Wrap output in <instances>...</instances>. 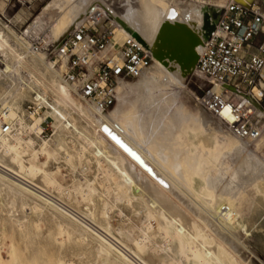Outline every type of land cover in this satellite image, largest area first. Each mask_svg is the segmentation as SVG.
Segmentation results:
<instances>
[{
	"label": "bare ground",
	"instance_id": "1",
	"mask_svg": "<svg viewBox=\"0 0 264 264\" xmlns=\"http://www.w3.org/2000/svg\"><path fill=\"white\" fill-rule=\"evenodd\" d=\"M236 1L248 4L254 0ZM124 2L125 4L121 5L124 7V11L117 15L108 7L110 4L107 6V3L99 0L50 1V4L47 3V7L41 13L45 14L54 8H59L65 15L66 12L68 13L67 10H70V16L65 18L66 23L61 27L58 26L60 25L59 20L57 22L55 20L53 31L52 28L48 30L45 41L56 45L75 25L82 22L94 4L102 5L107 16L116 23L112 28L116 41L120 42L126 35L133 33L154 52L152 64L142 72L139 80H137V85L142 90L143 95L152 91L157 93V90L172 87V85L183 89V83L192 73L203 42L205 22L212 23L211 9L207 8L204 11V4L194 1H178L176 5L172 6L164 0H144L141 1L139 7H136L131 0H124ZM61 19L65 20L64 17ZM44 26L43 18L36 16L19 37L14 35L13 40L8 34L13 32L8 25L4 26L7 33L0 29V51L13 60L14 71L17 76L10 82L11 85L16 86L14 95H25V91H33V87H36L38 91L34 94H37L38 99L45 105L44 117L51 118L52 121L49 122V125L53 129V135L47 140H41L39 149H32L28 159L23 160L17 169L10 166L7 160L16 164L23 151L16 150L12 145V133L0 136L1 190L15 202H18L21 208H29L28 210L38 216H45L46 213L51 212V215L54 214L60 218L64 226H59V228L90 247L98 259L96 261L98 263L100 261L102 264H149L139 254V251L146 243L150 244L153 240L160 239V242L167 244L169 252L176 251L185 254L191 264H239L243 256L240 242L232 241L224 232L225 229L224 231L221 229L220 221L222 220L218 215L222 214V218H225L227 217L226 213H233L227 210L228 208L225 206L231 208L230 203L247 182L243 181L239 184V178L224 179L220 175L207 177L203 189L212 202L210 205H212L213 211L207 210L210 212L207 213V216L211 222L206 220L203 222L204 225L200 227L198 223L203 224L201 220L198 222L201 217V207L195 203V196L192 195L193 198L190 195L191 186L182 178V166L186 164L184 153L177 150L179 151L177 152L178 155L172 158L156 156L157 159L159 158L157 160L152 158L148 150V148L157 147L158 154L161 151L163 153L168 148L167 144L170 143V140H157V136L168 134L165 130H160V132L155 129L156 120H154L153 115H157L158 108L154 104L160 103V100L157 101V98H149V95H144L148 104L147 107H143L148 112L147 117L139 119V115L134 116L135 119L131 124L122 129L118 117L112 113H107L114 104L103 113H98L92 106L80 101L88 108L84 110L81 108L82 106L77 105L71 96L73 94L72 87L65 83L63 85L54 78L50 82L54 86L55 92H51L40 82L41 80L39 81L31 72H28L24 66L28 63L39 75L45 76L36 67L35 61L27 59L29 55L38 57L39 60L42 58V63L47 68L44 54H29V41L24 38L25 35L29 34L39 36ZM106 55L107 52L103 51L98 56L104 58ZM149 74H155L156 78L152 79ZM2 76L8 77L5 74ZM120 84L116 88L117 98ZM68 89H71V95ZM175 95L177 96L176 92ZM0 106V113H2L1 110H5L4 118L10 120L13 129L19 120L15 106L9 102L5 94L0 97ZM74 115L90 122L94 128H92L93 131L88 130V124L79 125ZM30 116L33 117V115ZM199 118L203 125L209 122L206 115L200 114ZM174 130L175 126L171 128V131L169 130L167 136L174 135ZM98 133H101L111 146L103 141ZM68 141H77L83 144V150L91 157L88 164L103 176V184L108 187L106 190L114 194L115 201L126 205L132 214L139 217V224L135 226L136 233L131 227L125 231L127 242H123L115 236L108 221L104 219L103 224L99 222L98 214L95 212L96 201L94 199H89L91 207H87L84 211L77 210L26 176L24 161L33 166V174L37 176L49 160L50 156L47 153L49 144L52 142L56 147H65ZM238 142L241 141L238 140ZM240 147L243 148L244 145ZM256 151H259V147L253 145V152ZM40 157L43 158L41 163L38 162ZM239 161L240 166L243 165L241 168H245L246 173L251 176L249 180H264V169L262 170L255 163L256 161L241 156ZM175 163L177 166H174ZM161 164L166 165V167L162 168ZM136 169L143 173V177L138 178ZM81 192H85V196L90 193L87 189ZM98 197L102 196L98 195ZM13 222H15L14 219L9 221L8 228L6 226L1 227L0 233L10 235ZM212 222L219 225L220 228H217ZM211 235H214L216 242L211 238ZM1 242L0 239V264H20L15 246L8 243L9 245L4 247ZM212 242H215V245ZM2 253H5L7 259H4Z\"/></svg>",
	"mask_w": 264,
	"mask_h": 264
},
{
	"label": "rangeland",
	"instance_id": "2",
	"mask_svg": "<svg viewBox=\"0 0 264 264\" xmlns=\"http://www.w3.org/2000/svg\"><path fill=\"white\" fill-rule=\"evenodd\" d=\"M50 1L52 2L53 0H0V29L7 33L4 26L8 25L13 31L8 33L11 40H13L14 35L19 37L21 32L31 24L34 18L39 16L45 21V26L38 37H45L49 29L51 30L52 28L53 31L54 24L57 20H59L60 24L58 26L61 27L66 23L65 18H69L70 16V10H67L68 13L66 12L65 15L59 8H54L45 14L41 13L47 5L50 4ZM99 1L107 3V6L110 4L108 7L117 15L124 11V7L121 6L123 3L125 4L124 0ZM131 1L134 2L136 7H139L141 6V1L144 0ZM164 1L172 4V6L176 5L178 1H194L208 4L210 9L219 11L220 7H222L227 0ZM258 1L261 2V0ZM57 16H60V19ZM63 17L65 20L61 19ZM24 38L29 41L26 37ZM40 53H43V51ZM27 59L29 61L31 59L35 61L36 67L40 69L45 76L39 75L36 70L32 68V65L28 63L24 64L26 70L31 72L39 81L41 80L40 82L51 92H55V88L50 82L52 78L65 85L59 80L56 71L49 70L50 68H48V66V69L46 68V65L42 63V58L39 60L38 57L29 55ZM0 72L8 76L4 78L2 74L0 75V97L5 94L9 102L13 103L15 106L19 116V120L13 128V139L11 143L16 150L23 151V154L16 164H12L7 160L10 166L17 169L19 164L23 163V160L28 159L32 149H39L41 140H47L53 135V129L50 125H40L45 118L44 113L46 109L41 110L38 116L31 117L27 115L25 111L26 106L31 100L34 92L38 91V89L33 87V91H25V95H14V88L16 86L10 83L11 79L17 78L14 71V62L1 51ZM25 74L27 76V73ZM149 76H152V79L156 78L155 74H149ZM138 78L120 84L117 102L107 113H112L117 116L118 122L120 123L121 121L120 124L122 126L119 124L120 127L125 129L126 126L131 124L135 119L133 118L134 116L136 117L139 115V119L147 117L148 112L146 108H143L148 105L147 100L144 99L145 96L149 95V98L152 97L157 98V101L160 100V103L157 102V106L154 104V106L158 108L157 115H153L154 120H156L155 129L158 131L165 130L169 134V130L171 131V128L175 126L174 135L167 136L168 134H166L161 136L158 134L157 140H170L169 145L167 144V150H164L163 153H161V151L158 154V148L156 146V148L152 147L153 149L148 148V150L153 159L162 156L172 158L178 155L179 153L177 152L179 151L184 153L186 164L184 166L180 164V166H182V178L191 186L190 195L195 196V198L192 196L195 203L201 207V217L198 222L200 220L202 223L206 220L211 222L207 213L213 211V207L210 205L212 202H210L203 189L207 177L220 175L224 179L239 178V184L246 181L247 183L244 184V188L238 191V194L233 199L232 203H230L231 208L225 206V208H228L227 210L233 213H226L227 217L225 218H222V214H219L218 217L222 220L220 221L222 225L221 229L223 231L225 229L224 232H226L228 237L232 241L240 242L243 262L241 260L239 264H264V180H249L251 176L246 173L244 170L245 168L242 169L243 165L240 166L239 164L240 156L248 157L252 158L254 162L256 161L255 163L263 170L264 161L259 156V151L253 152V146L238 142V140L225 130L223 126L195 106L192 93L198 90L197 87L202 86V81L200 79L190 75L183 83V89H179L175 85H172V87L170 86L157 90V93L156 91L148 92L149 94L146 93L147 95L144 94V96L142 90H140L137 85ZM166 89H168V91H166ZM68 90L70 91L71 89ZM69 93L70 95L72 94L71 91ZM71 96L75 99L77 105L79 104L80 107L82 106L81 108H84V110L88 109L74 94ZM200 114L208 117L209 122L207 124L203 125L200 122ZM74 116L79 125L85 126L88 124V130L93 131L94 128L90 122L86 121L84 118H82L83 121L78 116ZM119 117L121 118L119 119ZM98 136L111 146L101 133H98ZM68 142L65 147H56L52 142L49 144L47 148V153L50 156L49 160L47 164L42 167V171L37 176L33 174V166L29 162L24 161L26 176L37 185L45 188L57 198L77 210L84 211L87 207H91L89 199H94L96 201L95 212L98 214L99 222L103 224L104 219L108 221L114 230L115 236L121 241L127 242L125 231L127 228L131 227L134 229V233H136L135 226L139 224V217L132 214L130 212L131 210H129L126 205L115 201L114 194L106 190L108 187L103 184V176L95 171L94 167L91 165L89 166L88 161L91 157L83 150V144L77 141ZM240 143L244 145L243 148L240 147L243 146L242 144L240 145ZM71 147L74 150H72ZM174 149L176 150L174 151ZM237 149L241 150L238 151ZM155 151L158 155H155ZM239 154L241 155L239 156ZM159 158L157 160H159ZM41 160H43L42 157L39 158L38 162L41 163ZM177 163H175L174 166H177ZM161 166L162 168L166 167L164 164H161ZM135 172L138 178L143 177V173L140 170L136 169ZM86 189L90 191L87 196L84 195L85 192H81ZM98 195L102 197L97 198ZM105 203L106 205H104ZM8 205L9 207H7ZM28 209L29 208H21L18 202H15L0 188V228L3 226L8 228L9 221L11 219L15 220L10 235L0 233L1 243L4 247H7V245H9L8 243H12L15 246L17 259L20 264H57V262L58 264H66L64 262L71 264H102L100 261L99 263L96 262L98 259H96L90 247L82 244L75 237L70 236L66 231L59 228V226H64L60 218L54 214L51 215V212L46 213L45 216H38ZM202 217L204 221L201 219ZM127 218H129V220H127ZM237 223L239 224L237 225ZM198 225L201 227L204 223H198ZM215 226L220 228L219 225ZM211 238L214 239L215 242L217 241L214 235H211ZM215 242H212V244ZM139 254L148 261L149 264H191L190 261L187 260L185 254L176 251L169 252L167 244L165 242H160V239L153 240L150 244L146 243L143 245ZM2 256L4 259H7L5 253H2Z\"/></svg>",
	"mask_w": 264,
	"mask_h": 264
},
{
	"label": "built area",
	"instance_id": "3",
	"mask_svg": "<svg viewBox=\"0 0 264 264\" xmlns=\"http://www.w3.org/2000/svg\"><path fill=\"white\" fill-rule=\"evenodd\" d=\"M115 24L102 5L94 4L56 45L45 37L25 35L28 51L31 55L43 51L47 66L72 87L78 100L103 113L117 102V86L137 79L154 60L149 46L133 33L116 41ZM103 51L107 55L100 58ZM190 75L202 81L192 93L195 106L237 140L257 145L264 160V0L226 1ZM45 109L33 94L25 111L38 116ZM1 111L0 136H6L14 130ZM49 121L44 118L40 125L48 126Z\"/></svg>",
	"mask_w": 264,
	"mask_h": 264
},
{
	"label": "water",
	"instance_id": "4",
	"mask_svg": "<svg viewBox=\"0 0 264 264\" xmlns=\"http://www.w3.org/2000/svg\"><path fill=\"white\" fill-rule=\"evenodd\" d=\"M218 14H219V11L211 9V16H212L213 20H212V23L205 22L203 40H205L207 38L208 34L214 29V21L217 19ZM133 35H134V37H136L137 39L140 40V38L136 34H133ZM153 55H154V52H153Z\"/></svg>",
	"mask_w": 264,
	"mask_h": 264
},
{
	"label": "crops",
	"instance_id": "5",
	"mask_svg": "<svg viewBox=\"0 0 264 264\" xmlns=\"http://www.w3.org/2000/svg\"><path fill=\"white\" fill-rule=\"evenodd\" d=\"M204 5H205V6H204V9H203V10L205 11V10H206L207 8H209V7H208V4H204ZM211 6H212V5H211Z\"/></svg>",
	"mask_w": 264,
	"mask_h": 264
}]
</instances>
